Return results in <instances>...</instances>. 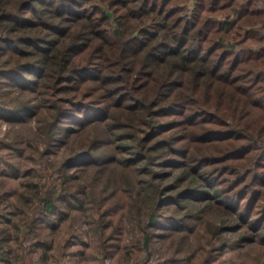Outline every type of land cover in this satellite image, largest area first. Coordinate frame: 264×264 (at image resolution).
<instances>
[{
    "label": "trees",
    "instance_id": "1",
    "mask_svg": "<svg viewBox=\"0 0 264 264\" xmlns=\"http://www.w3.org/2000/svg\"><path fill=\"white\" fill-rule=\"evenodd\" d=\"M2 85L31 97L0 98V119L35 116L45 153L71 149L47 163L61 181L34 182L32 247L40 215L90 192L102 258L125 220L140 229L134 264L264 256V0H0V97ZM87 166L99 195L67 185Z\"/></svg>",
    "mask_w": 264,
    "mask_h": 264
},
{
    "label": "rangeland",
    "instance_id": "2",
    "mask_svg": "<svg viewBox=\"0 0 264 264\" xmlns=\"http://www.w3.org/2000/svg\"><path fill=\"white\" fill-rule=\"evenodd\" d=\"M1 87L0 98L4 101L10 100L11 95L14 103L31 97L27 91L19 94L17 91H10L7 85ZM37 125L35 116L16 123L0 119V240L5 238L3 245L7 247L5 253L0 250V264H134L135 253H139L140 249V229L128 220L124 222L122 245L112 255L101 257L100 242L92 229L94 212L92 196L88 197L90 192L81 195L79 200L71 197L69 201H63L59 209L49 214L50 218L40 215L37 221L39 228L36 231L40 233L41 242L38 245L31 246L32 235H27L26 239L25 233H22L25 227L22 225L37 199L38 188L34 182L43 184L49 181L47 178L51 179L48 175L54 177V182L61 181L55 177L58 175L56 168L48 166L47 163L58 165L64 157L71 154V149L61 142H56L50 147L51 151L45 153L47 144L37 135ZM67 170V174L74 176L69 178V184L67 182L71 190L75 191L87 183L92 186L96 195L101 194L103 183L98 178L102 177L98 176L95 168L87 166ZM118 172L116 171L114 181L121 184ZM112 187L107 183L104 189ZM199 234L200 231L186 233L184 246L195 245ZM227 237L230 243L237 239L236 234L232 233ZM175 243L176 239L173 242L174 250L177 248ZM160 250L166 253L173 251L171 248L166 251L163 246ZM254 256V249L249 250V256L243 257L239 250L227 248L219 254V259L231 258L248 264L264 263V256L259 260ZM141 258L142 256L138 257Z\"/></svg>",
    "mask_w": 264,
    "mask_h": 264
},
{
    "label": "bare ground",
    "instance_id": "3",
    "mask_svg": "<svg viewBox=\"0 0 264 264\" xmlns=\"http://www.w3.org/2000/svg\"><path fill=\"white\" fill-rule=\"evenodd\" d=\"M48 264V263H47Z\"/></svg>",
    "mask_w": 264,
    "mask_h": 264
}]
</instances>
